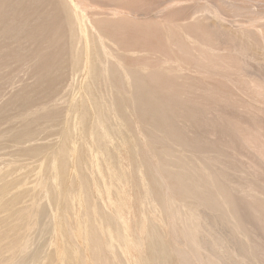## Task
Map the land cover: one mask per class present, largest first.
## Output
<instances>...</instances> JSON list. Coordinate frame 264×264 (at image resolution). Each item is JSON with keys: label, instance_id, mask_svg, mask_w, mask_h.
Here are the masks:
<instances>
[{"label": "rangeland", "instance_id": "obj_1", "mask_svg": "<svg viewBox=\"0 0 264 264\" xmlns=\"http://www.w3.org/2000/svg\"><path fill=\"white\" fill-rule=\"evenodd\" d=\"M0 161V264H264V0H0Z\"/></svg>", "mask_w": 264, "mask_h": 264}, {"label": "bare ground", "instance_id": "obj_2", "mask_svg": "<svg viewBox=\"0 0 264 264\" xmlns=\"http://www.w3.org/2000/svg\"><path fill=\"white\" fill-rule=\"evenodd\" d=\"M61 140V139H60ZM1 162V161H0ZM3 162V161H2ZM1 171V170H0ZM22 172V171H21ZM2 174V173H1ZM2 177V176H1ZM3 184V183H2ZM9 186V185H8ZM83 192H84V190H83ZM31 199V198H30ZM87 199V198H86ZM89 199V198H88ZM16 205V204H15ZM18 206V205H17ZM43 207H45V206H43ZM21 209V208H20ZM15 210V209H14ZM1 218H3V217H1ZM171 218V217H170ZM3 220V219H2ZM6 220V219H5ZM4 220V221H5ZM8 220V219H7ZM53 223V222H52ZM66 223V222H65ZM4 224V223H3ZM8 224V223H7ZM63 224V223H62ZM11 225V224H10ZM16 225V224H15ZM64 225V224H63ZM67 225V224H66ZM82 225V224H81ZM22 226V225H21ZM24 226V225H23ZM79 226V225H78ZM100 226V225H99ZM63 227V226H62ZM115 227H116V225H115ZM119 227V226H118ZM27 228V227H26ZM50 228V227H49ZM66 228V227H65ZM68 228V227H67ZM57 229V228H56ZM76 229V228H75ZM74 229V230H75ZM81 229V228H80ZM3 230V229H2ZM2 230L0 231V233L2 232ZM29 230H30V228H29ZM59 230H61V229H59ZM71 230V229H70ZM77 230V229H76ZM95 230V229H94ZM72 231V230H71ZM85 231V230H84ZM100 231V230H99ZM153 231V230H152ZM7 232H9V231H7ZM60 232V231H59ZM86 232V231H85ZM122 232V231H121ZM14 233V232H13ZM13 233H12V235H13ZM66 233V232H65ZM84 233V232H83ZM16 234H18V233H16ZM60 234V233H59ZM73 234V233H72ZM157 234V233H156ZM1 235V234H0ZM3 235V234H2ZM68 235V234H67ZM83 235V234H82ZM159 235V234H158ZM73 236H74V234H73ZM72 236V237H73ZM89 237V236H88ZM10 238V237H9ZM12 238V237H11ZM6 239V238H5ZM72 239V238H71ZM70 239V240H71ZM2 240V239H1ZM19 239H12L11 240V242L9 243V246H8V244H7V246H8V252H7V254L8 253H11L10 254V256H12V255H14L15 253H17V251H18V248L20 247L18 244H19V241H18ZM73 240V239H72ZM82 240H84V239H82ZM5 241V240H4ZM7 241V240H6ZM18 241V242H17ZM68 241V240H67ZM91 241H92V239H91ZM138 241V240H137ZM2 244V243H1ZM62 244V243H61ZM65 245V244H64ZM68 245V244H67ZM5 246V245H4ZM7 246H5V247H7ZM4 247V248H5ZM75 248V247H74ZM103 248V247H102ZM76 249V248H75ZM5 250V249H4ZM64 251H66V250H64ZM68 251V250H67ZM109 251V250H108ZM1 252H3V251H1ZM20 253V252H19ZM74 253V252H73ZM5 254V253H4ZM77 254V253H76ZM39 255V254H38ZM61 255H63V254H61ZM153 255V254H152ZM18 256V255H17ZM159 257V256H158ZM96 258H97V256H96ZM156 258V257H155ZM2 259V258H1ZM98 259V258H97ZM157 259V258H156ZM159 261V260H158ZM3 263V262H2ZM166 263V262H165ZM164 263V264H165ZM11 264V263H10ZM138 264V263H137Z\"/></svg>", "mask_w": 264, "mask_h": 264}]
</instances>
